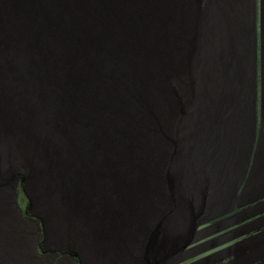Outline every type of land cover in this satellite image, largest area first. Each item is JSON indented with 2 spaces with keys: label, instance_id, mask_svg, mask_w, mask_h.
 Masks as SVG:
<instances>
[{
  "label": "bare ground",
  "instance_id": "obj_1",
  "mask_svg": "<svg viewBox=\"0 0 264 264\" xmlns=\"http://www.w3.org/2000/svg\"><path fill=\"white\" fill-rule=\"evenodd\" d=\"M2 1L4 2H0V41L4 45L10 44V41L13 44L5 48L9 53L4 56L3 63L1 62L0 65H3L8 57L12 58L14 64L18 62L23 68L20 72L23 79L33 71L39 75L37 67L31 68L34 64L31 61L36 60L42 63L45 67V76L42 80H45L48 90L41 93L51 95L57 100L65 99L67 93L71 94L72 91L86 102L90 92L96 94L100 89H110L111 94L103 103H100L99 99L96 102L100 103L101 114L113 126V134L117 137L115 142L121 147L123 153L121 154L117 146L109 141L106 142L109 144V150L106 151L105 141L97 135L90 134L86 140L79 139L73 146L60 141L58 143L60 147H55L58 148L56 154L62 152L64 154V159L60 162L62 167L59 168L58 174L47 178V171L39 170L37 174L38 157L34 158L31 155L26 160H19L16 157L19 153L21 157L23 156V147L33 148V153L38 152L44 164L48 165L49 159L42 157V152L49 151L50 145L37 134L33 138L26 137L24 142L18 137V133L9 134L8 138L11 136L12 138L11 140L7 138L9 140L7 151L0 148V264H66L64 257H57L55 249H74L81 255L82 264L84 261L85 264H136L143 254L140 249L143 244L138 243H144L143 237L146 231L142 230L137 237L132 236L133 240V238L128 239L129 234L125 227L129 229V225H136L141 219L145 220L141 216L140 219L137 212L157 218L158 212L155 215L154 204L161 198L166 208L168 206L171 209L174 206L167 201L166 184L173 186L175 202L176 199L178 200L177 209L174 210L177 216H174V219L177 221L175 224L172 222L168 225L169 231L178 230L176 227L181 224L180 218L185 219V214L180 212L182 207L179 203L185 201L186 206H189L193 203L190 198L199 200L203 197L205 201L203 206L206 207L203 215L206 218L211 217L199 224L194 223L195 229H192L191 223L188 236L180 242L178 247L182 252H188L190 244L198 238L194 236L195 232L205 230V227L199 229L198 226L228 214L236 206L239 207L243 203L263 197L264 0L258 2L255 0H207L206 9L200 12L199 6L200 3L204 4V0H186V4H191L194 8L195 16L198 17L199 12L202 17L201 35L204 32V37L203 41L197 44L198 51L193 55V59L185 64L188 71L192 70L196 73L198 79L192 78L189 87H183L184 83L181 87H175L182 91L177 101L161 96L159 94L161 86L158 87L160 80L167 81L172 75L176 77L184 75V69L174 56L173 63L181 69H171V61L160 65L158 59H155L151 64L146 58L133 62L135 65L143 63L146 66L140 71L125 73L121 66L135 60L132 47L134 43L138 46V39L135 37L131 24L122 25L133 15L132 8L128 5V1L131 0H109L105 9L101 8L104 18L102 27H95V24L86 27L84 24V14L98 7L96 5L77 1L73 5L67 4L63 12L61 11L63 14L61 13L58 19L55 18L57 20L55 21L50 14L56 11L54 6L57 4L59 6L61 0ZM138 1H141V4L137 6L138 11L143 13L146 23L152 24L157 8L151 5V0ZM254 1L258 3V15L255 20L257 11H255ZM53 9L54 11L49 13V10ZM110 14H115L118 18L115 21L111 20L108 18ZM116 16L113 15L115 18ZM256 20L261 22L260 42L256 40L258 27L255 24ZM192 24L193 19L184 26L186 31L193 27ZM25 25L33 29V32L38 31L49 39L66 43L79 40L83 44H88L100 61L96 63L90 60L89 69L99 72L87 75L79 69L73 72L72 62L68 65L64 60L67 54L64 49L58 52L54 59H51L49 54H45L49 62L47 59L40 60L38 54L32 52L39 43L35 34L31 42L25 39L27 35H24L25 38L17 39L23 34ZM56 31L58 33H55ZM122 36L124 41H121ZM5 49L1 53H5ZM118 51L120 55L117 58ZM257 57L259 62H256ZM99 64L104 67L97 68ZM9 74V68L1 70L0 83L10 80ZM76 74L78 77L75 76ZM149 74L154 80L152 98L140 99L139 96H132L140 86L138 83L140 80L137 79L142 78L145 83ZM77 88L79 91L76 90ZM1 91L0 87V93ZM256 100L259 102L257 116L260 118L257 129L255 128ZM126 103L130 104V110H134L135 117L128 122V125L122 121L119 126L115 109L117 107V110L122 109L123 104ZM184 105L189 110L186 118L181 117L183 110L181 111L180 106L184 107ZM92 120L93 118L89 117L78 124L86 129H100L105 126L104 121L97 125H89ZM159 120H162L164 126H156ZM191 123L196 128V138L195 135L192 136L186 150L180 152L179 160L182 165L176 166L177 176L172 178L167 175L168 165L166 167L165 158L161 154L165 148L172 149L168 142L173 144L178 140L181 141L184 135L179 134L180 128ZM4 138L6 139L1 136V140ZM182 143H186L184 139ZM133 148L141 151L145 149L147 160L144 161V168L146 164L156 161L157 156L151 157L152 155L148 153L155 152L158 148L160 157L159 161L153 165V171H158L160 174L153 172L158 179L154 185L145 186L140 194L137 192L135 196L132 194L124 198L129 190L123 196L124 190L121 191V189L124 185L120 184V180L124 177L131 179L127 181V186L140 180L134 177L140 173V166L138 159L130 157L134 155V153L131 154ZM66 150L69 152L67 155L64 152ZM90 150L93 156L89 154ZM205 152L207 154L211 152L214 157L207 161L200 160ZM251 154H253L252 157ZM123 166L127 169L122 176L121 167ZM21 174L24 175L30 191L37 198L36 210L41 216L42 230L46 234L42 244L39 222L37 223L38 236H36L32 224L21 219L14 207L15 195L12 189L15 187V179L20 180ZM242 180L249 188L246 185L240 188L241 196L236 197V204L227 201L226 206L213 210L215 203L226 199L228 194L238 190ZM252 188L254 189L251 190ZM247 189L252 191L251 196L247 195L248 191L245 192ZM245 195L252 199H243L240 202V199L246 198ZM97 215L101 216H99L101 221L99 225L95 221ZM232 216L224 218L231 219ZM103 219L106 221L105 224ZM115 227L117 230L121 229L124 235L120 233L119 236L114 237L112 233ZM165 232L168 233L166 228ZM39 242L40 245L45 246L46 252L44 250L39 253L36 250V247L41 248ZM133 242H137V245ZM244 248L245 253L240 257L241 260L252 259L251 257L254 258L256 255H258L257 258H261L260 251L259 254L248 246ZM107 250L111 253H107ZM117 252V259H114V254ZM134 257L136 262L133 261ZM131 258L132 263L128 262ZM261 260L263 261V257Z\"/></svg>",
  "mask_w": 264,
  "mask_h": 264
},
{
  "label": "rangeland",
  "instance_id": "obj_2",
  "mask_svg": "<svg viewBox=\"0 0 264 264\" xmlns=\"http://www.w3.org/2000/svg\"><path fill=\"white\" fill-rule=\"evenodd\" d=\"M76 1L83 4L86 3L98 6L90 9L89 13L86 12L84 14L83 19L86 27H91L93 24H95V27H102L104 25L102 9H105V5L109 0H61L59 2V6L58 4L54 6V8H56V11H54V9L49 10V13L54 11L52 14H50V17H53V20L57 21L56 19H58V16L60 17L63 14V8H66L67 4L70 3H72L73 5L74 3H76ZM258 1L259 0H257V2ZM0 2L4 1L0 0ZM128 2V5L132 8L133 15L131 16L130 20H127V22H123L122 25L131 24L135 31V37L138 39V46L136 45V43H134V46L132 47L133 54L136 57L135 60L129 61L128 63L121 66L125 73H129L130 71H140L141 69L146 68V66H144L143 63L135 65L133 62L139 61V59L146 58L150 60L151 64L152 62L154 63L155 59H158V63L160 65H162V63L171 61L170 68L173 70L183 68V76L179 75V78L175 75L169 76V80H160V85H158V87L161 86V91H159V94L161 96L163 95L172 101H177L179 95H182V91H180V89H176L175 87H181L183 83V87H189V83L190 81H192V78H197L196 73L192 70L188 71L187 65L185 64L189 60L193 59V55L198 51L197 44H199L200 41H203L204 32L201 35L202 26L200 24L202 17L200 16L199 12L202 9H206L208 4L207 0H204L203 5L202 3H200L198 17L195 16L194 8L192 7V5L188 4V6L186 4V0H151V5H153V7L157 8L158 10L154 20L152 21V24H149L151 22L146 23L143 13L140 10L138 11L137 6L141 4V1L134 0V2H132L131 0ZM257 4L258 3H256V11ZM141 8H143V6H141ZM113 15L116 16L115 14H110L108 18L115 21L118 17L116 16L115 18L113 17ZM256 15H258V11ZM191 19H193V27L191 26V28L186 31L184 26ZM256 25L258 26L256 28V40L260 42L261 22H257ZM263 29L264 27L262 26V30ZM34 32L33 29H30L25 25L23 34L17 37V39L25 38L24 35H27L25 39H28V41L31 42L35 34L36 40L39 43L36 44V46L32 49V52L34 54L37 53L40 60L47 59V62H49L50 60L45 54H49L51 59H54L57 53L61 52L62 49H64V52L69 55L68 56L66 54L64 60L66 64L68 63V65L72 62L73 72H76V70L78 69L86 75L88 73L99 72H93L89 69V63L91 61H94L96 63L100 61L98 55L92 52L88 44H83L79 40H75V42L71 43H66L56 39H49L44 34H41L38 31L34 30ZM55 33L58 32L56 31ZM121 41H124L123 36L121 38ZM0 44V63H3L4 56H7L9 53L5 48L10 47L13 43L12 41H10V44L4 45L0 41ZM4 49L5 53H1ZM119 55L120 52L118 51L117 58ZM173 56L176 58L177 62H180L181 68L173 63ZM22 62L26 64L24 61ZM256 62H259L258 57ZM31 63H34L31 68L37 67L39 75H36L37 73L33 71L32 73L28 74L29 76L23 77V79H21L22 76L20 75V72H22L23 68L20 67V64H18V62L17 64H14L12 58L8 57L5 60V63L3 65H0V71L3 69L7 70V68H9V75H11L10 80L0 83V87L2 88V91L0 93V148H2L5 152L7 151L6 149L9 146V140H7V138L9 137V134L13 132V135L15 133H18V137H20L23 142L25 141L26 137L33 138V136L37 134L50 145L49 151L42 152V157H46L47 159H49V164L45 165L43 160L41 159L40 154L38 152L33 153V148L23 147V156L21 157V154L19 153L16 158L19 160H26L29 159L31 155L34 158L38 157L39 162L37 163V174H39V170L43 172L47 171V178L58 174L59 168L62 167V164L60 162L63 161L64 154L63 152L56 154V150L58 148L55 147L59 146L58 143L60 141L66 142L69 146H73L74 143H76L75 141L79 139L86 140L88 139L90 134L97 135L100 136L105 141V143L107 141H109L110 143H114L115 146H117V148L120 150V153H123L121 151V147L115 142L117 137L113 134V126H111L108 120L101 114L102 109L101 107H99V104L103 103L111 94L110 89H100V91L98 90L96 94L90 92L88 100L86 102L80 99L78 97V94H74L72 91L71 94L67 93L65 99L57 100L54 99V97H52L51 95L41 93L48 90V87L46 86L47 84H45V80H42L45 76V67L42 65V63H39L36 60L31 61ZM86 65H88L87 68ZM103 67L104 66L102 64H99L97 66V68L101 69ZM170 74H173V72H170ZM75 76H77V74ZM137 80H140L138 82L140 83V86L132 96H139L140 99L152 98L154 91L152 90V86L154 84L152 76L149 74V77L146 79L145 83H143L142 78H138ZM13 84L15 87L13 86ZM76 90L79 91L78 88ZM54 96L56 97L58 95ZM130 98L134 99L133 97ZM97 99H99L100 101L99 104L98 102H96ZM257 101L258 100H256L255 106L257 118L255 124L256 129L258 128L260 121L259 116H257L259 111V102ZM130 107V104L126 103L123 104L122 109L120 108L119 110H117L118 107L115 109V115L119 119V121L117 122L119 126H121L122 121H124L125 124L128 125V122L135 117L134 110H130ZM180 108L181 111L183 110V114L181 117L186 118V114L188 115L189 110H187L185 105L184 107L180 106ZM88 115L90 118H93L89 125H97L99 122L104 121L105 126L101 127L100 129L83 128L78 124V122L86 121L89 118ZM156 126L162 127L164 126V123L162 122V120H159V123ZM195 130L196 128L192 123L187 124V126L181 127L179 134L184 135L182 139H184L186 143H182V139L181 141L178 140L173 144L171 142H168L171 144L170 148L172 147V149L165 148V151L161 154L165 158L166 167L168 165L166 171L167 175H170L172 178L177 176L175 173V171L177 170L176 166L182 165L179 160L180 152H184L186 150L188 143H191L192 136L195 135L196 138ZM1 136L6 137V139L4 138V140H1ZM11 138L12 136L8 139L11 140ZM108 145L109 144L106 143V151L109 150ZM128 147L132 148L129 145ZM144 150L145 149H143L142 151L135 148L131 149V154L134 153V155L130 157L138 159V163L140 166V173H138L134 177L140 180L134 181V183H132L130 186H127V181L131 179H126L124 177L123 180H120V184L124 185V187H122L121 189V191L124 190V193H122L123 196L126 191L129 190L124 198L129 197L132 194H134L135 196L137 192L138 194H140L142 188H145V186L154 185L155 181L158 180L153 174V172H158L153 171V165H155V163L159 161L160 151L158 154L159 149L157 148L155 152H147L148 155H152L151 157L157 156V158L155 162L146 164L144 168L143 164L146 159ZM99 151L101 152L102 148L99 149ZM64 152L66 153V155L69 154L68 150ZM89 154L93 156L91 150ZM252 155L253 154H251V157ZM213 157L214 155H211V152H208V154L207 152H205L204 155L201 156L200 160L207 161L208 159H211ZM47 166L50 167L47 168ZM125 169H127L126 166L121 167L122 176ZM158 173L160 174V172ZM11 177L13 178V175ZM15 181V187L12 189V192L15 195L13 198L15 210L17 214H19V217L21 219L32 224L31 226L32 228H34L33 232L34 234H36V236H38L37 229L40 225V241L42 244L46 238V234H44V231L42 230L43 223L40 218L41 216L37 213L36 210L38 202H36L35 204L33 200H36L37 198H35L36 196H34L33 192H30L28 182L25 181V179L20 181L16 178ZM244 185L249 188L247 183L242 180L241 186L237 191H234V193L232 194H228L226 199L220 200V202L215 203L216 206L212 209L215 210L216 208L219 209L221 206H226L225 204L227 203V201H232L233 204H236V197L241 196L240 188ZM166 186L167 190L165 194L167 197V201L169 204L174 205L173 207L175 209L173 207L170 209V207L168 206L166 208L163 205L164 201L161 198V200H157L154 204L156 208L155 215L158 212L157 218H153L150 215L145 216L141 212H137L139 214V218L141 216L145 218V220L142 221V219L140 218L141 221H138L136 225H129V229L125 227V230H127L129 234L128 239L139 236L142 230L146 231L143 237L144 243H138L143 244V246L140 248L143 254L142 257L138 259V263L136 264H262L264 262V244H262V242L264 243V241H262L264 240V195L263 197L253 199L251 202L243 203L242 206H236L228 214L221 215V217L216 219L212 218L213 220L204 222L203 224L198 226L199 229L200 227H205V230L195 232L194 236L198 238L196 239V241L190 244L188 252H182L178 249V247L180 245V242L188 236L191 223L199 224L202 221L211 219V217L206 218L203 215L206 209V207L203 206V204H205V201H203V197L199 198V200L196 198H190L194 203L189 204L190 207L186 206L185 201H183L184 203H179L182 207V210L180 212L185 214V219L184 217L180 218L182 225L179 224V226L176 227V229H178L177 231H169L168 225H170V223L172 222H174L175 224V221H177V219H174V216L177 217L175 215L176 213H174V210L177 209L176 205L178 200L176 199L175 202L173 186H169L167 184ZM253 189L254 188H252L251 190ZM247 191L248 189L245 190V192ZM248 192L247 195L251 196L252 191ZM247 195H245L246 198L243 197L242 199H240V202H242L243 199H252ZM143 203L145 204V200H143ZM230 215L234 216H232L231 219L224 218ZM99 216L100 215H97V217L95 218L97 225H99L101 222L99 221V218L101 216ZM102 221H104V224L106 223L105 219H103ZM165 228L168 230V233L165 232ZM113 229L114 231L112 230V235L114 237L119 236L120 233L124 235V232L121 229L117 230L116 227ZM158 230L160 231L159 233ZM137 242L133 243L137 245ZM40 246L41 248L36 247V250L39 253L46 249L45 246ZM244 246H248L259 254L261 252L260 257H263V261L261 260V258L256 257L258 255H256L254 258L251 257L252 259L241 260L240 257H242L245 253ZM255 248H258L259 250H256ZM67 251H69V253ZM74 251V249H55L54 252L56 255H58L57 257H64L65 261H67L66 264H82L81 255L78 254L77 251ZM108 252L111 253L110 250H107V253ZM117 255L118 252L114 254L113 258L117 259ZM181 256L184 257L181 258ZM118 259H120V257ZM133 261L136 262L135 257ZM133 261L132 258L128 260V262L130 263H132Z\"/></svg>",
  "mask_w": 264,
  "mask_h": 264
},
{
  "label": "water",
  "instance_id": "obj_3",
  "mask_svg": "<svg viewBox=\"0 0 264 264\" xmlns=\"http://www.w3.org/2000/svg\"><path fill=\"white\" fill-rule=\"evenodd\" d=\"M256 2H257V0H255ZM255 1H254V4H255V11H256V3H255ZM261 11V10H260ZM256 19V14H255V17H254V20ZM255 22V21H254ZM255 24H256V22H255ZM22 176V177H21ZM21 176H20V181H22L23 179H24V175L23 174H21ZM30 192H32V191H30ZM34 200V202H35V204H36V200L35 199H33ZM192 229H195L194 227H195V225H194V223H192ZM160 231L158 230V233H159Z\"/></svg>",
  "mask_w": 264,
  "mask_h": 264
}]
</instances>
